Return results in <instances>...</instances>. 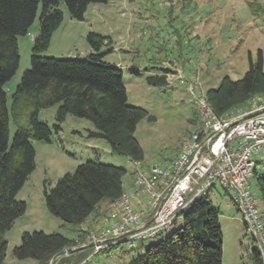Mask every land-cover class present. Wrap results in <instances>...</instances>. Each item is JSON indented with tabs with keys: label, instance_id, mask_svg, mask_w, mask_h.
I'll list each match as a JSON object with an SVG mask.
<instances>
[{
	"label": "rangeland",
	"instance_id": "1",
	"mask_svg": "<svg viewBox=\"0 0 264 264\" xmlns=\"http://www.w3.org/2000/svg\"><path fill=\"white\" fill-rule=\"evenodd\" d=\"M257 1L261 3L260 9H264V0ZM249 2L107 0L91 3L83 20H77L71 17L62 0L59 7L64 12V19L54 32L51 45L41 54L56 58H85L90 47L86 39L88 32L110 35L114 49L104 46V61L122 69L127 103L142 107L155 117L154 120L144 117L135 131L144 153L142 164H165L177 154L182 140L200 125L192 97L186 86L179 82L178 73L194 81L197 90L206 92L209 88L218 87L225 76L233 80L242 78L249 69L250 56L256 61L258 51L261 49L264 52V12L253 14ZM39 14L29 32L18 36L19 67L6 84L10 139L19 124L28 128L31 126L30 105L20 106L19 117L13 114L12 107L13 94L24 71L31 66L34 36L40 30ZM180 35H183V56L179 55L175 42ZM163 38L165 43H162ZM165 60H169L171 70L174 69L168 74V84L150 83L148 78L160 75L158 72ZM58 107L59 104H55L40 110V120L53 126L57 122ZM97 131L91 120L68 115L62 129L54 133L50 142L33 139L35 169L17 194L18 199L30 203L29 209L21 216L23 218L20 217L27 224L26 230L74 235V225L64 222L47 209L44 188L46 184L55 185L64 174L74 173L86 161L94 160L126 169L124 182L135 178L132 174L133 162L114 152L105 138L95 136ZM257 171L264 175V155L257 157ZM217 190L210 200L220 209L222 264H258L254 240L241 214L232 204L230 195L221 187ZM256 193L259 205L264 209L261 193L258 189ZM109 206H104L107 208L105 213ZM182 222L183 218L179 216L168 234L144 242L137 241L134 246L122 243L109 250L89 254L78 264L87 261L86 264H132L145 248L171 234ZM20 223L16 222L4 234L9 241L5 264H30L33 261L13 256V248L21 243L23 231H20Z\"/></svg>",
	"mask_w": 264,
	"mask_h": 264
},
{
	"label": "trees",
	"instance_id": "2",
	"mask_svg": "<svg viewBox=\"0 0 264 264\" xmlns=\"http://www.w3.org/2000/svg\"><path fill=\"white\" fill-rule=\"evenodd\" d=\"M62 0H0V264H5L8 241L2 235L10 230L17 218L27 209V202L17 198L29 175L35 169L36 150L33 139L50 142L62 129L68 115L91 120L114 152L141 161L143 150L135 137L138 123L148 117L147 110L127 103L123 72L104 61V46L112 38L94 31L86 39L91 52L85 58L46 57L41 53L51 44L64 12ZM72 18L83 20L91 3L107 0H63ZM189 5V3H188ZM261 3L250 0L253 14L264 12ZM40 13V14H39ZM39 14L40 30L34 36L31 66L26 69L13 94L12 112L19 117L20 106L30 105V128L18 125L10 139V111L6 84L16 73L20 52L18 36L26 35ZM183 35L176 40L179 55L183 56ZM112 48V47H111ZM152 84H168L167 74L148 78ZM255 94L264 95V52L258 51L256 61L250 56V66L237 80L222 78L218 87L209 88L206 98L217 115L245 105ZM59 104L56 123L51 126L40 120L39 112ZM127 170L89 160L80 164L74 173H66L53 186L45 185L46 207L64 222L80 227L91 216L105 213V205L117 200L124 188ZM264 202V175L255 169L253 178ZM105 203V205H102ZM220 209L210 197L198 200L186 213L183 222L171 234L145 248L132 264H222L223 232L219 222ZM97 217V218H98ZM177 220V219H176ZM176 223V221H175ZM174 223V224H175ZM84 237L85 230H77ZM60 232L24 231L21 243L13 248L17 259H34L36 264H49L60 250L76 245L75 238ZM255 259H262L255 250ZM91 253L77 249L61 256L55 264H78Z\"/></svg>",
	"mask_w": 264,
	"mask_h": 264
},
{
	"label": "built area",
	"instance_id": "3",
	"mask_svg": "<svg viewBox=\"0 0 264 264\" xmlns=\"http://www.w3.org/2000/svg\"><path fill=\"white\" fill-rule=\"evenodd\" d=\"M177 77L192 97L199 127L167 163L132 161L133 189H125L84 237H76L71 251L90 249L91 256L168 234L180 215L221 187L241 214L264 264V209L253 183L257 157L264 155V95L255 94L245 105L217 115L194 81L182 73Z\"/></svg>",
	"mask_w": 264,
	"mask_h": 264
},
{
	"label": "crops",
	"instance_id": "4",
	"mask_svg": "<svg viewBox=\"0 0 264 264\" xmlns=\"http://www.w3.org/2000/svg\"><path fill=\"white\" fill-rule=\"evenodd\" d=\"M177 33V32H176ZM54 35V34H53ZM177 35H179V33L177 34ZM110 36V35H109ZM182 36V35H181ZM180 38V37H179ZM178 38V39H179ZM177 40V39H176ZM165 43V39L163 38L162 39V43ZM176 42V41H175ZM112 44H113V39H112ZM51 45V44H50ZM111 47L113 48V46L111 45ZM104 48V47H103ZM102 48V49H103ZM114 49V48H113ZM92 50H91V47H89V49H88V52L87 53H90ZM160 56V55H159ZM174 57H175V54H174ZM171 62H169V60H165V61H163V64H162V68L160 69V71L158 72V73H160V74H164V73H166L167 74V80L169 81V78H168V74H170L172 71H174V69H172L171 70V68H170V66H171V64H170ZM132 174H133V170H132ZM133 187H134V177H132V178H130V179H127L126 180V182H124V188L127 190V189H133ZM26 201V200H25ZM27 202V201H26ZM102 205H105V203H103ZM29 207H30V203L29 202H27V209H29ZM27 209H26V211H27ZM45 209H43L42 211H43V213H45V211H44ZM25 214V213H24ZM21 217V216H20ZM17 218L16 219V221H15V223L16 222H21L20 224H21V227H20V231L22 232H24V231H29V230H26L27 228L25 227V225H27V224H25V222L21 219V218H23V217H21V218ZM98 217V215H93V216H91L85 223H83L80 227H76L75 229H74V235L73 236H71V237H76V235L78 234L76 231L77 230H87V229H89L91 226H93V224H94V222H95V220H96V218ZM23 221V222H22ZM14 223V224H15ZM22 232V233H23ZM5 234V233H4ZM4 234L2 235V238L3 239H5V240H7L6 238H5V236H4ZM8 241V240H7ZM8 243H9V241H8ZM26 260V259H25ZM33 261L30 263V264H36V261L34 260V259H32ZM86 263H88V261L87 262H84V264H86Z\"/></svg>",
	"mask_w": 264,
	"mask_h": 264
},
{
	"label": "water",
	"instance_id": "5",
	"mask_svg": "<svg viewBox=\"0 0 264 264\" xmlns=\"http://www.w3.org/2000/svg\"><path fill=\"white\" fill-rule=\"evenodd\" d=\"M69 251H71V248L68 247V248H64L62 250H60L58 253H56L52 258L51 260L49 261V264H55L56 261L63 255H65L66 253H68Z\"/></svg>",
	"mask_w": 264,
	"mask_h": 264
}]
</instances>
